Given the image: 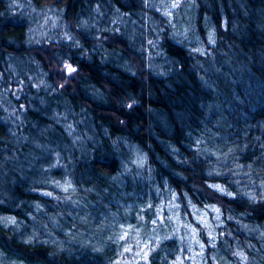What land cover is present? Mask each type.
I'll use <instances>...</instances> for the list:
<instances>
[{
	"label": "trees",
	"instance_id": "trees-1",
	"mask_svg": "<svg viewBox=\"0 0 264 264\" xmlns=\"http://www.w3.org/2000/svg\"><path fill=\"white\" fill-rule=\"evenodd\" d=\"M0 264H264V0H0Z\"/></svg>",
	"mask_w": 264,
	"mask_h": 264
},
{
	"label": "snow or ice",
	"instance_id": "snow-or-ice-1",
	"mask_svg": "<svg viewBox=\"0 0 264 264\" xmlns=\"http://www.w3.org/2000/svg\"><path fill=\"white\" fill-rule=\"evenodd\" d=\"M73 69H69V71H72Z\"/></svg>",
	"mask_w": 264,
	"mask_h": 264
}]
</instances>
